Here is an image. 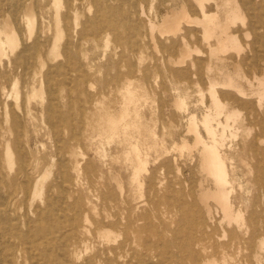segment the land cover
I'll return each mask as SVG.
<instances>
[{"label":"rangeland","instance_id":"1","mask_svg":"<svg viewBox=\"0 0 264 264\" xmlns=\"http://www.w3.org/2000/svg\"><path fill=\"white\" fill-rule=\"evenodd\" d=\"M0 2V29L9 17L18 42L0 56V172L10 173L1 159L7 145L17 153L19 134L32 163H42L34 177L46 185L64 178L70 210L80 211L70 246L79 264L95 255L101 264H264V0ZM165 17L177 22L173 33L161 31ZM209 19L220 25L213 33ZM222 28L230 42L220 48ZM49 81L55 121L46 111ZM15 83L23 112L14 109ZM41 86L45 99L31 97ZM6 104L16 110L8 124ZM107 115L123 123L113 131ZM198 139L217 145L226 187L203 168ZM218 195L229 197L231 217ZM28 205L17 201L16 217ZM45 223L53 220L37 225ZM17 231L26 239V226ZM13 242L22 251L9 264H44L37 235L33 245ZM12 251L2 246L0 258Z\"/></svg>","mask_w":264,"mask_h":264},{"label":"bare ground","instance_id":"2","mask_svg":"<svg viewBox=\"0 0 264 264\" xmlns=\"http://www.w3.org/2000/svg\"><path fill=\"white\" fill-rule=\"evenodd\" d=\"M13 6L16 8L15 17H18L17 15L19 12L18 3L17 2L13 3ZM0 7H1V2H0ZM25 14H26V18L28 21L29 33L31 34L32 25L34 23V19L33 17H31L32 15L31 8H27ZM182 15H184V13ZM184 17L185 15L182 16V18ZM206 18L208 19V17ZM176 19H179V18H176ZM185 19L189 20L188 18H185ZM174 20L175 19L173 17H165V21L161 27V31L162 32H172V31H175V29H178L179 28L178 24ZM209 21H210L209 25L211 26V29H209L210 30L209 32L213 33L216 28H220V25L215 24L213 20L209 19ZM2 37H5L6 41H3ZM229 39L230 37L228 35L226 28H222L221 34L217 37L218 42H220V48L224 46L226 42H230ZM6 45H9L10 47H13L14 49L18 46L17 39L15 38L14 27L9 17L5 19V21L2 23V28L0 29V56L4 55ZM53 47L54 48L51 52L52 58L58 55L57 53L58 43L55 42ZM24 51L27 53L30 52L29 54L35 53L34 48H31L29 46H25ZM38 56L39 57L37 59L39 60V62L43 63L42 55L38 53ZM14 64L19 66V64L17 63V60H15ZM43 68H44V63H43ZM51 73L53 74L52 71ZM52 74H48V76H53ZM62 83L65 86H69L70 78L67 77L66 79H64ZM17 86L18 85H16L15 83L14 92H15V95H16L15 97L18 100V102L16 106L14 107V109L23 112L22 105L19 102L20 95L18 92L19 90L16 89ZM42 87L43 86H41L40 90H34L31 97L33 98L39 97L40 100L42 99L44 100L45 96H43V94H45V92L42 93V89H43ZM47 91H48L47 92L48 105L46 107V111H47L49 119L51 121H55L56 115L58 113V108L53 104V97L55 96L56 90H55V85L52 84L50 81L48 82ZM126 100L130 102H133L134 100L129 90L126 93ZM215 104L217 106V109H221L222 106L216 99H215ZM182 105H184L183 102H182ZM5 106L7 107L6 108L7 111L5 113V119L8 124L9 121L13 120V117H15L16 112L14 111L16 110L8 111L10 104L9 106H7V104ZM123 120L124 118L115 119L114 117L110 115L106 118V121H108V123L111 125L113 131L115 130L116 125H120L123 123ZM191 122L193 121L191 120L190 123ZM14 125H16V120H14ZM204 125L206 126L204 127L207 129L209 134L212 137H215V132L213 129H211L210 127L211 124L209 123L208 119H205ZM192 127L195 130L197 129L195 125H193ZM11 129L12 128L10 126L9 134H11V136H13V132L15 130L17 134L20 132L18 125H16L15 130L14 129L11 130ZM198 129H197V134L199 133ZM15 139H16V144H17V153H14L11 146L7 145V147L5 148L3 159H1V165L3 166V169L9 170L10 173H8L7 176H4L0 172V176L3 175L4 178L9 179L11 172H14V167L18 166V169H17V172L15 173L16 176L13 180L7 182L6 184H0V253H1L2 246H6L7 248H11L13 250L10 254L4 255L3 258L1 257L2 259L0 258V264H9L10 263L9 261L11 262L17 261V256H16L17 251L21 252L22 250L21 248L18 249L16 247V245L13 242L14 239L20 238L22 243L25 242V240H28L30 241V243H32V237L34 235H37L39 237V244L43 246L44 254L42 255V259L44 260V264H79L78 261H81V258L79 257V253L78 251L74 253H70V246L72 244L71 241L75 238L78 239L79 237V235H77V233L75 232L73 228L72 222H74L76 213L78 214V216H80V211L70 210V203H69L70 193L65 188L66 181L64 180V178L60 180L56 178V179H53L48 185H46L44 183V179H45L44 177H40V176L34 177V175L37 174V172L41 168L40 166L42 165V163L39 161H36L33 164L27 151L20 146L21 140H24V139H22L19 136V134L17 138L15 137ZM200 139H198L199 143L203 144V149H202L203 165H204L203 168H205V170L208 169L212 173L211 176H214L220 185H222L223 187H226L228 184V179H227L228 175H227L225 164L221 156L219 155L220 153L217 151V145L213 144L212 146H209L203 143V141H201ZM2 140H5V139H2ZM62 175L63 173L60 174V176ZM57 192L59 194L58 197L55 196L56 195L55 193ZM42 196L44 197L42 199V202L40 204H35L34 199H36L37 197L40 198ZM218 196L219 198L218 197L217 198L219 199V202L221 206L223 207L225 215H227V217H231L232 210L228 205L229 197H227V195L226 196L218 195ZM19 200L21 202L22 201L28 202L29 204L28 209L26 213L24 214V216L22 215L23 216L22 218L16 217V212L13 209L16 202ZM70 213L72 214V216H70ZM83 218H84V221L87 222V216L85 215V217ZM48 220H53V224L48 225V223H45L43 227H39L37 225V224H41V222L43 221L47 222ZM20 226H26L28 229L26 233L27 235L26 239L23 238L24 240L22 239V237H20L19 231H17L20 228ZM104 233L105 235H103V238H105V240H107L108 243H111L112 242L111 238H113L112 232L105 231ZM22 243L21 245H23ZM260 246L261 245H259L258 247ZM263 247H264V244H263ZM109 251L112 252V250H109ZM98 258H99V255H95L94 257L85 260L83 264H101V261H98Z\"/></svg>","mask_w":264,"mask_h":264}]
</instances>
